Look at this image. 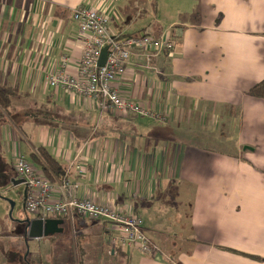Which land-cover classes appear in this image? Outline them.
<instances>
[{
  "label": "crops",
  "instance_id": "0c3cea01",
  "mask_svg": "<svg viewBox=\"0 0 264 264\" xmlns=\"http://www.w3.org/2000/svg\"><path fill=\"white\" fill-rule=\"evenodd\" d=\"M85 4L114 36L174 40L150 64L134 53L115 83L149 115L101 113L50 87L64 56L78 73L73 11ZM263 80L264 0H0V88L14 93L0 114V176L16 173L19 155L42 173L33 155L44 148L65 169L54 184L140 216L160 250L115 245L111 224L76 217L81 264H92L84 242L98 225L112 264H264V100L249 94ZM16 253L0 242V264H17Z\"/></svg>",
  "mask_w": 264,
  "mask_h": 264
},
{
  "label": "built area",
  "instance_id": "2783aa9c",
  "mask_svg": "<svg viewBox=\"0 0 264 264\" xmlns=\"http://www.w3.org/2000/svg\"><path fill=\"white\" fill-rule=\"evenodd\" d=\"M73 20L79 26L83 41L78 73L74 76L68 72L71 59L64 56L58 72L47 78L50 87L94 102L101 113L149 115L141 105L124 98L115 83L126 75L134 53H143L150 64L156 56L172 52L174 40L148 35L114 36L110 31V18L87 4L73 11ZM104 48H108L107 61L103 67H99ZM15 170L26 180L28 192L24 205L26 212L34 215L33 219L73 221L79 217L91 222H107L118 234L113 238L115 245L137 248L144 255L159 254V248L146 235L140 216L131 211L98 204L87 197H79V184L67 179L54 184L22 155L15 160Z\"/></svg>",
  "mask_w": 264,
  "mask_h": 264
},
{
  "label": "rangeland",
  "instance_id": "374dc122",
  "mask_svg": "<svg viewBox=\"0 0 264 264\" xmlns=\"http://www.w3.org/2000/svg\"><path fill=\"white\" fill-rule=\"evenodd\" d=\"M97 10L96 8H93ZM143 32H140V36ZM28 112V111H27ZM36 114L40 123L48 121L42 112H28V114ZM41 113V114H40ZM6 177V178H5ZM6 182V186L0 191V242L5 250H11L21 258H15L17 264H81L84 260L81 257V241L83 232L82 228L72 226L69 220H66L63 225V233L56 234L49 237H44L43 241H36L28 237L26 232V225L23 222L26 218H33L32 213L25 212L23 209L22 197L18 194V190L23 188L18 186L14 188L13 180H20L21 177L17 173L9 176H0V181ZM12 187V188H11ZM86 222L90 225L89 220ZM25 237V240L23 238ZM21 238V239H20ZM88 241L84 244L88 246L90 243L89 258L92 264H112V257L108 255V242L104 241L103 228L98 225L96 229L91 230V235ZM15 248V249H13ZM84 250V249H83ZM22 254L24 256H22ZM24 257V258H23Z\"/></svg>",
  "mask_w": 264,
  "mask_h": 264
},
{
  "label": "trees",
  "instance_id": "16d2710c",
  "mask_svg": "<svg viewBox=\"0 0 264 264\" xmlns=\"http://www.w3.org/2000/svg\"><path fill=\"white\" fill-rule=\"evenodd\" d=\"M249 94L254 98L264 100V80L253 86ZM13 97L14 93L12 90L0 88V114L9 107ZM33 157L34 161L41 167L42 174L51 182L66 176L65 169L46 149L40 148L38 154H34Z\"/></svg>",
  "mask_w": 264,
  "mask_h": 264
},
{
  "label": "water",
  "instance_id": "95a60500",
  "mask_svg": "<svg viewBox=\"0 0 264 264\" xmlns=\"http://www.w3.org/2000/svg\"><path fill=\"white\" fill-rule=\"evenodd\" d=\"M107 51L108 48H104L99 60V67H103L107 61ZM14 183V188L18 187V186H22L23 187V191H22V195L24 200L27 197V192H28V187L26 185V180L24 179H20V180H13L12 181ZM26 223V232L28 237L32 238V239H42L44 237H49V236H53L56 234H60L63 233L64 228L63 225L65 224V221L62 219H38V218H34V219H26L25 222Z\"/></svg>",
  "mask_w": 264,
  "mask_h": 264
}]
</instances>
